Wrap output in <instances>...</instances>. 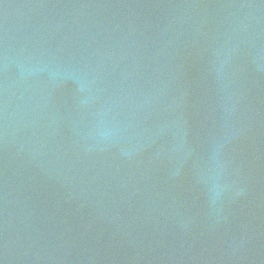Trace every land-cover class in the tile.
Returning a JSON list of instances; mask_svg holds the SVG:
<instances>
[{"label": "water", "instance_id": "water-1", "mask_svg": "<svg viewBox=\"0 0 264 264\" xmlns=\"http://www.w3.org/2000/svg\"><path fill=\"white\" fill-rule=\"evenodd\" d=\"M0 264H264V0H0Z\"/></svg>", "mask_w": 264, "mask_h": 264}]
</instances>
